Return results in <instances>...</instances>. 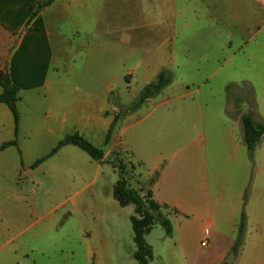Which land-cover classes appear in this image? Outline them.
Returning <instances> with one entry per match:
<instances>
[{"label": "crops", "instance_id": "1", "mask_svg": "<svg viewBox=\"0 0 264 264\" xmlns=\"http://www.w3.org/2000/svg\"><path fill=\"white\" fill-rule=\"evenodd\" d=\"M39 1L42 0H4L0 3L1 11L8 15L19 7L24 11L32 7L24 20L0 21V76L16 77L22 85L17 107L20 102L34 101L38 110L36 116L45 108L38 123L44 128L45 136L55 137L53 146L42 155L35 157L30 150L25 153L20 140L23 116L18 107V146L3 147L15 139V122L9 105L0 101V199L18 206L9 220L13 224V237L22 238L11 249L12 257L20 263L21 259L30 258L31 253L50 256L49 253L59 246L58 235H52L56 220L60 219L55 214L56 209L50 212L55 214L52 218H36L35 221L46 219L43 227L31 230L25 226V204L30 196L25 188L27 179L39 186L41 181L33 175L37 176L40 171L51 178L59 172L80 173L78 178L72 177L82 185L77 192L80 196L96 185L98 173L109 156L115 151H124L129 152L130 161L143 176L150 179L146 188L152 190L153 198L159 204L167 206L166 212L172 223L171 233L158 223L147 234L153 260H157V251H161L155 245L157 233L166 240L162 252L170 264H178L179 258L187 264L184 259L196 239L202 247L210 248L206 253L209 261L205 264H229L226 259L232 250H235L232 264H264V135L251 154L243 140L242 122L243 114H251L255 123H264V0H245L247 44H254L245 53L249 63L245 86L251 89L252 95L249 109L244 110L238 101H232L219 103L221 110L216 112L208 110L210 103L197 101L183 103L177 111H159L151 120L152 113L166 106L167 101L146 112L141 106L119 120L108 144H105V137L115 115L111 111L110 97L114 92L121 95L123 92V89L117 90L120 79L115 61L125 65L127 59H136L139 31L148 29L151 33H145L149 36L144 41L147 63L142 74L146 77L158 75L161 71L154 69L153 62L165 59L161 46L170 40L171 25L178 27L182 20V0H54L28 22ZM108 6L114 12L110 21L107 19ZM170 13L177 18L172 24ZM38 18L42 20L39 30L35 28ZM46 43L50 48L48 57L45 56ZM44 65L43 84L27 86L29 81L25 77L39 73ZM92 65L94 68H88ZM135 70L131 68V74L127 75L136 76ZM150 82L151 79L146 80L145 86ZM3 92L0 84V96ZM77 92L86 94L78 95ZM150 101L152 98L146 102ZM170 118H178L177 132L164 122ZM72 127L74 131L69 132L67 129ZM95 130L104 132L103 162L93 159L87 152L90 157H85L75 148L78 146L68 144L38 166L31 167L67 134L77 132L86 138ZM35 132L38 136L39 131ZM136 139H146V148L141 149ZM153 139L162 142L159 147L150 144ZM11 166L16 172L21 169L24 172L23 176L15 177L16 183L20 184L16 188L4 182ZM115 182L105 199L92 190L93 194L95 192L92 201L97 206L93 211L88 210L89 195L81 196L77 202L70 201L67 214L72 219L77 214V228L63 231L62 240L72 243L69 245L72 254L81 251L87 264H106L108 254L112 255L116 248L120 251L124 245L128 259L134 258L136 247L128 219L134 214L135 206L119 204L113 196ZM34 205L37 214L40 213L37 204ZM243 213L246 216L245 231L235 248ZM205 238L206 246L202 245ZM219 240H222V246L218 245ZM62 244L60 242V246Z\"/></svg>", "mask_w": 264, "mask_h": 264}, {"label": "rangeland", "instance_id": "2", "mask_svg": "<svg viewBox=\"0 0 264 264\" xmlns=\"http://www.w3.org/2000/svg\"><path fill=\"white\" fill-rule=\"evenodd\" d=\"M181 2L183 4L181 6L183 21L180 20L178 27H172L173 25H171L169 28L170 40L169 42L162 43L163 45L161 46L165 59L153 62L155 63L154 69L157 72L158 70H167L171 73L172 82L159 94L152 97V101L143 103L142 111L151 110L153 106L164 101H167L166 106L159 107L156 112H153L151 120L160 113L159 111H177L181 109L180 106L183 103L188 104L197 101L210 103L208 110L216 112L221 110L219 108V103L221 102L228 104L232 101H238L242 109H249L252 95L251 89L245 86V74L249 66L245 53L250 48H253L254 44H247L249 33L245 27V0H182ZM110 8L108 6L107 9V19L109 21L113 20L114 14ZM176 20L177 18L175 19L173 14L170 13V23L172 24ZM145 33L151 32L148 29L139 31L136 59H127L124 61L125 65H121V61H115L117 65L116 73L119 74L117 78L120 79L117 90L122 91L123 89V92L122 95L119 92L111 94V111L114 113L123 112L139 96L140 91L145 86L146 80L151 79V81H154L157 77V75L146 77L142 74L144 65L147 63L144 41H147L149 36V34L147 36ZM154 42L157 43L158 39L156 40L155 38ZM160 51L161 49L159 48ZM166 55L169 57L166 58ZM88 68H94V66L92 65ZM131 68L136 69V76L134 77L127 75L131 74ZM80 78L89 79L88 76H80ZM76 94L81 95L86 93L77 92ZM130 98H133V100ZM18 107L23 116L20 138L23 150L25 153L29 150L30 152L32 151L35 157H37L36 155L40 156L47 152L55 141V137L44 135L45 130L40 126L41 123H38V120L41 119L40 114L42 115L45 108L43 107L42 112L36 116L38 110L34 101L20 102ZM164 122L169 123L171 128L173 130L176 129L177 132L178 118H170L169 121L166 120ZM67 130L69 132L74 131L73 127ZM35 131H39L38 136ZM173 135L175 136L176 134ZM86 139L99 148H106L104 144V132L101 130L92 131L90 136L87 135ZM159 139H153L150 144L159 147L162 143ZM174 140L177 141L175 138ZM135 142L141 149L147 146L146 139H136ZM75 148L77 151H80L79 153L85 155V157H90L86 152L78 150V147ZM126 148L129 149V143H127ZM13 151L16 153L12 149V153H14ZM15 153L14 155L17 156V153ZM118 159H122L127 165L126 175L130 184L138 189L146 188L150 179L143 176V173L138 169L136 164L130 161L129 152L124 151H115L109 156L107 160L111 162L112 166L106 161L103 169L98 173L99 177L96 185L89 192L84 191L80 196H77V192L82 189V185L78 183L79 181L72 178L73 175L78 178L80 173L59 172L56 173V177L52 176L51 178L50 176H45L40 171L37 176L35 173L33 175V178H38L37 181H41L39 186L33 185L31 180L27 179L25 188L30 195L25 204L27 216L25 226L27 229L34 230L43 227L46 219L35 221L38 216L40 218L45 216L52 218L57 214L60 218L56 220L57 224L52 233V235H58L59 246L49 253L50 256H40L39 253L35 255L31 253L32 256L30 258H23L20 263L16 258L12 257L14 253L11 249L16 247V244L22 239L20 237H13V224L12 220H9V217L11 218L14 215L13 210H16L18 206L12 202H2L0 199V264H87L85 255L81 251L72 254L69 250V245L72 243L67 239L62 240L63 231L67 232L68 230L77 228L75 219L77 214L72 219L67 214V210L71 206V199L77 202V199L81 196L85 197L89 195L88 210L93 211L97 207L92 201L94 199L92 195L94 196L95 192H99V196H103V199L107 198L112 184L118 178V173L113 167L115 164L118 165ZM92 172L94 173L95 171L93 170ZM23 174V169L16 172L11 166L10 171L5 174V185L10 184L13 188L19 187L20 184L16 183L15 177L18 175L23 176ZM92 176L91 179L93 178ZM29 177L31 178V176ZM31 190L33 192L30 193ZM92 190L95 191L94 194ZM35 203L40 212L38 214L34 209ZM54 209H56L55 214H50ZM79 212L81 213V210ZM124 213L125 211L123 212V216L125 215ZM30 217L33 218L31 219ZM128 224L130 225L129 219ZM122 225L125 226L123 222ZM154 238H156L155 245L157 248L160 247L161 251H157V260H152L150 263L170 264L167 261L166 255L162 252L166 240L157 233H155ZM204 240L207 241L206 238ZM60 242L63 243L61 246ZM218 245H223L222 240L218 241ZM116 249L112 255L108 254L106 264H138L134 258L129 257L130 259H128L127 247L125 245L121 247L120 251ZM209 250L210 248L208 247H202L200 241L196 239L193 242L192 249L187 252L184 261L187 264H205L209 261V256L206 254ZM178 262V264H183L180 258Z\"/></svg>", "mask_w": 264, "mask_h": 264}, {"label": "trees", "instance_id": "3", "mask_svg": "<svg viewBox=\"0 0 264 264\" xmlns=\"http://www.w3.org/2000/svg\"><path fill=\"white\" fill-rule=\"evenodd\" d=\"M54 0H42L37 3V9L30 14L28 22H30L39 10L53 3ZM4 0H0L3 3ZM32 7L28 10H31ZM28 10L24 11L22 8H18L16 11L11 12V15L4 13L0 9V21L4 22L7 19L12 21L24 20L29 14ZM42 27V20L40 18L35 22V28L39 30ZM50 55V48L48 44H45V56ZM46 63V61H45ZM46 75V65L42 68L39 73L35 75L26 76L27 86L36 87L40 86L44 82ZM172 82L171 73L167 70H162L154 81L150 82L140 91L139 96L126 107L121 113H115L114 119L105 137V144H108L112 133L119 122V120L133 112L142 106L148 99L159 94L166 86ZM0 84L4 88L3 94L0 96V101L5 102L11 108L15 122V139L8 143H5L3 147L10 145L18 146V134L20 124V112L17 107L18 91L22 85L18 82L16 77L12 76H0ZM243 122V140L250 152L253 153L257 143L264 135V123H255L251 114L242 115ZM72 144L78 146L85 152H87L93 159L100 162L104 161V149L99 148L87 140L84 136L79 133L67 134L61 139L56 146L44 157L34 162L31 167L34 168L42 163L44 160L57 153L63 146ZM20 152V149H19ZM118 165H113L114 169L118 173V179L116 180L113 187V196L119 202L121 206L134 205L135 212L130 216V221L133 229V240L135 243L134 258L139 264H149L154 259V253L151 245L147 242V234L154 228L158 223L162 224L168 233L172 232V223L166 212L167 206L159 204L154 198L150 188H135L128 181L126 175L127 165L122 159H118ZM23 164V162H22ZM132 166V165H131ZM133 167V166H132ZM155 179H151V183ZM246 216L242 214L239 235L235 244V248L241 243L245 231Z\"/></svg>", "mask_w": 264, "mask_h": 264}, {"label": "water", "instance_id": "4", "mask_svg": "<svg viewBox=\"0 0 264 264\" xmlns=\"http://www.w3.org/2000/svg\"><path fill=\"white\" fill-rule=\"evenodd\" d=\"M234 258H235V250H232L226 259L227 263L232 264L234 262Z\"/></svg>", "mask_w": 264, "mask_h": 264}, {"label": "built area", "instance_id": "5", "mask_svg": "<svg viewBox=\"0 0 264 264\" xmlns=\"http://www.w3.org/2000/svg\"><path fill=\"white\" fill-rule=\"evenodd\" d=\"M208 233V231H206V234ZM202 245L206 246L207 245V241L206 240H203L202 241Z\"/></svg>", "mask_w": 264, "mask_h": 264}]
</instances>
